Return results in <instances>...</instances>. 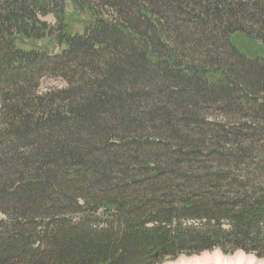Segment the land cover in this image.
Instances as JSON below:
<instances>
[{
	"label": "trees",
	"instance_id": "obj_1",
	"mask_svg": "<svg viewBox=\"0 0 264 264\" xmlns=\"http://www.w3.org/2000/svg\"><path fill=\"white\" fill-rule=\"evenodd\" d=\"M235 33L264 45V0H0V264L264 258V57Z\"/></svg>",
	"mask_w": 264,
	"mask_h": 264
},
{
	"label": "rangeland",
	"instance_id": "obj_2",
	"mask_svg": "<svg viewBox=\"0 0 264 264\" xmlns=\"http://www.w3.org/2000/svg\"><path fill=\"white\" fill-rule=\"evenodd\" d=\"M86 18L87 17L85 13H81L79 10L76 9V7L73 5L71 1H68L65 20L68 23L70 31L72 32L82 31L83 26H84L83 21L86 20ZM44 19H46L48 22H52V23L54 22L53 15H48ZM232 41L242 52H244L248 56H251V57L263 56L264 57V45L258 40L256 39L254 40L250 38L249 36L244 35L242 33H235L233 35ZM35 44L39 47H45L51 50L54 43L51 39H44V40L35 42ZM49 85L50 86H63L64 82L60 79H54V80L49 79L48 81L43 82L42 87L43 88L50 87ZM206 260H207V263H206ZM183 262H187V264L190 262L192 264H194L193 262L200 263V264H218V263L220 264H264V258H259L255 256L254 254L246 253L243 251H239V252H236L235 254L228 255V254H224L221 250H214V251H206V252L192 255V256L182 255L176 260H173V261L167 260L161 264H183Z\"/></svg>",
	"mask_w": 264,
	"mask_h": 264
},
{
	"label": "bare ground",
	"instance_id": "obj_3",
	"mask_svg": "<svg viewBox=\"0 0 264 264\" xmlns=\"http://www.w3.org/2000/svg\"><path fill=\"white\" fill-rule=\"evenodd\" d=\"M217 257V256H216ZM220 258V257H219ZM208 260V259H207ZM207 260H206V263H207ZM237 260H238V258H237ZM200 262V261H199ZM205 262V261H204ZM191 263V262H190ZM190 263H188V264H190ZM194 264H200V263H195V262H193ZM217 263V262H216ZM232 263H234V262H232ZM183 264H187V262H183ZM192 264V263H191ZM218 264H220V263H218Z\"/></svg>",
	"mask_w": 264,
	"mask_h": 264
}]
</instances>
